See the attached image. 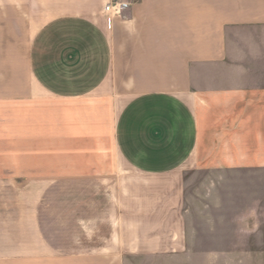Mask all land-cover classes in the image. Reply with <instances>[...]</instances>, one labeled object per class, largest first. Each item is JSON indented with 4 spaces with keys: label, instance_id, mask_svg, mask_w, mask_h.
Masks as SVG:
<instances>
[{
    "label": "crops",
    "instance_id": "crops-1",
    "mask_svg": "<svg viewBox=\"0 0 264 264\" xmlns=\"http://www.w3.org/2000/svg\"><path fill=\"white\" fill-rule=\"evenodd\" d=\"M109 1L0 0V98L21 85L0 264H192L264 227L239 182L264 180V0ZM58 180L89 183L65 204L80 249L45 229Z\"/></svg>",
    "mask_w": 264,
    "mask_h": 264
},
{
    "label": "rangeland",
    "instance_id": "rangeland-1",
    "mask_svg": "<svg viewBox=\"0 0 264 264\" xmlns=\"http://www.w3.org/2000/svg\"><path fill=\"white\" fill-rule=\"evenodd\" d=\"M27 38V36H21V42L23 45L24 40ZM43 54L47 55L46 53ZM55 54L56 53H54L53 56L56 57ZM19 86L21 87V85L11 84L10 98H0V157H9L11 160L10 162L15 160L17 157H21V98L15 94L18 91ZM10 166L11 168L14 166L21 167V164L17 165L10 163ZM21 182L23 186L24 180H21ZM239 182L249 184L251 190L261 191L259 194L264 193V180L262 179L251 178L250 180H239ZM88 184V182L83 183L81 180H58L53 184V190L47 194L45 200L43 201V203L47 205L45 229L49 233L54 245L59 247L61 250L80 249L86 245L74 243V240H78L76 238L77 236H73V233L76 232L75 230L77 228H74L75 222L69 218L71 214L66 212L65 204L81 203V192L77 190L83 187L87 188ZM255 194L251 193V201L258 198ZM49 204H51L52 207L49 206L50 208H48ZM49 215H54V221L49 219ZM215 237L216 236H213L211 238ZM216 238L220 241L218 243V258L212 260H196L192 264H264V227L251 228L249 234L244 233V235L237 234L234 236L219 234ZM226 240H234L237 242L248 240V244L236 243L233 245V255H244L240 254L241 250L248 248V258H226L227 254L225 253V248L227 246H231L225 244ZM237 252H239V254Z\"/></svg>",
    "mask_w": 264,
    "mask_h": 264
},
{
    "label": "built area",
    "instance_id": "built-area-1",
    "mask_svg": "<svg viewBox=\"0 0 264 264\" xmlns=\"http://www.w3.org/2000/svg\"><path fill=\"white\" fill-rule=\"evenodd\" d=\"M128 0H110L104 7V11L111 16H120L129 7Z\"/></svg>",
    "mask_w": 264,
    "mask_h": 264
}]
</instances>
